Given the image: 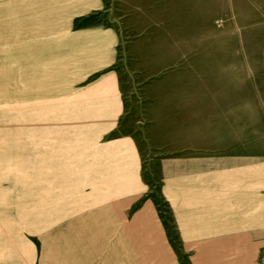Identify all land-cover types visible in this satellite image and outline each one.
Returning a JSON list of instances; mask_svg holds the SVG:
<instances>
[{
	"label": "rangeland",
	"instance_id": "rangeland-1",
	"mask_svg": "<svg viewBox=\"0 0 264 264\" xmlns=\"http://www.w3.org/2000/svg\"><path fill=\"white\" fill-rule=\"evenodd\" d=\"M17 2L0 4V264L80 254L85 233L117 264H262L264 220L232 244L222 211L252 189L264 206V0ZM81 27L110 34L62 35ZM114 92L112 124L76 115Z\"/></svg>",
	"mask_w": 264,
	"mask_h": 264
},
{
	"label": "crops",
	"instance_id": "crops-1",
	"mask_svg": "<svg viewBox=\"0 0 264 264\" xmlns=\"http://www.w3.org/2000/svg\"><path fill=\"white\" fill-rule=\"evenodd\" d=\"M11 1V2H10ZM18 0H0V4H8V3H18ZM105 35L110 34L108 30H105L100 27H81L76 29L68 30L66 34H62L64 36H74L75 38H88L84 39L83 42L79 40V44H88L90 42L89 39L94 41V38H96L99 35ZM78 44V45H79ZM78 47V46H77ZM93 58V57H92ZM90 67V65L88 66ZM92 71L91 73L97 71L100 67V64H94L92 65ZM89 73L88 75H90ZM82 74V73H81ZM84 75V74H83ZM85 77V75L83 76ZM117 77V72L112 70L108 71L98 78V86L95 88L94 92L92 93L94 97L98 98V100L103 104V101H106V94L104 92V83L113 82L114 79ZM79 84H81L80 81H78ZM103 83V85H101ZM91 96V98L93 97ZM85 98H89L88 96H85ZM83 98V99H85ZM113 102V103H112ZM111 103L112 105L108 106H102L98 108H85L87 111L85 112V109L83 112H81L80 108L77 109V116H85V117H91L93 120L91 121L93 124V127H100L101 124L107 123L112 124L114 120V116H117L120 111L122 110V105L120 103V100L118 96L116 95V92H114V96L111 97ZM100 130V128H99ZM84 148V145H79L78 149ZM114 158H116V155H113ZM41 161L34 162L35 164H45L48 165L50 163L49 158L46 157H40ZM57 162V161H56ZM58 163V162H57ZM61 163V162H60ZM78 164H81V161L78 160ZM113 163H116L115 160H113ZM84 178V177H82ZM247 193L243 195V199H240L242 196L240 194L237 195V200L233 203H229L226 205V208L223 209L222 215H223V221L226 223L225 225H222V227H226L229 229H236L237 231L235 233L230 234L229 237V243L232 244H247V245H257V243L262 238V219L264 220V206L261 205L260 200V194L259 191H255L252 189V191L247 190ZM96 201V199H95ZM88 203L89 205L94 204L92 200ZM83 204H77L76 205V211H79L78 209L82 207ZM143 224H146V228L155 229L156 223L153 220H146L142 219ZM241 230V231H238ZM88 234L85 233L84 236V251L81 252L79 255L77 253L73 254H41L40 256L35 257L34 259H29L30 264H117L116 258L111 253L105 254L100 252H91L93 250H89L90 246V238L87 236ZM91 235V234H89ZM159 235L156 234L154 236L155 240L160 242ZM89 239V241H88ZM100 246V245H99ZM93 248V247H92ZM248 249V248H247ZM253 249V248H251ZM253 255V254H252ZM254 256H251L250 253L244 251L243 253L237 252V255L235 256V261H242V264H247V262H251L253 260ZM33 261V262H32Z\"/></svg>",
	"mask_w": 264,
	"mask_h": 264
},
{
	"label": "built area",
	"instance_id": "built-area-1",
	"mask_svg": "<svg viewBox=\"0 0 264 264\" xmlns=\"http://www.w3.org/2000/svg\"><path fill=\"white\" fill-rule=\"evenodd\" d=\"M261 262H262V264H264V253H263V256L261 258Z\"/></svg>",
	"mask_w": 264,
	"mask_h": 264
}]
</instances>
